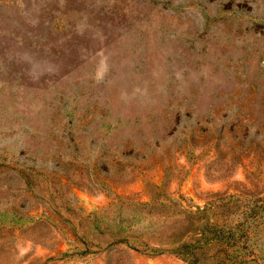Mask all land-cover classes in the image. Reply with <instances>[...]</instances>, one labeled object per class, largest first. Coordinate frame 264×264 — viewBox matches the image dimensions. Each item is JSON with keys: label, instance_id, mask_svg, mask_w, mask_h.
<instances>
[{"label": "rangeland", "instance_id": "374dc122", "mask_svg": "<svg viewBox=\"0 0 264 264\" xmlns=\"http://www.w3.org/2000/svg\"><path fill=\"white\" fill-rule=\"evenodd\" d=\"M0 264H264V0H0Z\"/></svg>", "mask_w": 264, "mask_h": 264}]
</instances>
